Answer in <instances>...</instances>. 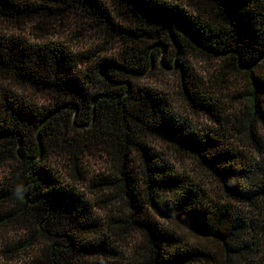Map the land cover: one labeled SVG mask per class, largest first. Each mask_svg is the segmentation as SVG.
<instances>
[{
    "label": "trees",
    "instance_id": "obj_1",
    "mask_svg": "<svg viewBox=\"0 0 264 264\" xmlns=\"http://www.w3.org/2000/svg\"><path fill=\"white\" fill-rule=\"evenodd\" d=\"M73 14L125 38L121 53L78 52L52 39ZM132 17L139 24L115 21ZM152 27L159 31L154 34ZM28 28H35L36 42L22 33ZM161 36L177 54L174 63H162L180 69L188 106L212 127H194L173 110L165 92L132 82L134 74L152 66L150 48ZM143 40L150 42L136 50ZM192 51L223 61L221 75L228 80L245 75L248 88L233 95L238 104L233 110H224L221 97L186 64ZM263 62L264 0H0V159L7 164L0 227L14 216L4 211L7 201L28 210L37 224L5 243V259L9 264H264ZM11 85L51 95V103L38 106ZM26 125L34 128L32 139L23 131ZM57 125L80 134L62 136L60 146L51 148L48 140ZM111 126L119 131L115 144L105 135ZM152 136L195 156L224 196L179 171L146 141ZM96 151L113 174L91 176L84 158ZM51 153L63 164L53 163ZM118 181L127 199L125 220L116 216L117 197L110 195ZM93 205L105 215L98 216ZM177 227L198 240L188 241ZM40 240L45 246L38 255L32 249ZM124 243L131 244L130 255Z\"/></svg>",
    "mask_w": 264,
    "mask_h": 264
},
{
    "label": "rangeland",
    "instance_id": "obj_2",
    "mask_svg": "<svg viewBox=\"0 0 264 264\" xmlns=\"http://www.w3.org/2000/svg\"><path fill=\"white\" fill-rule=\"evenodd\" d=\"M187 6H189L188 8H190L195 14L198 15V12L192 9V7L194 6ZM188 8L187 10H189ZM71 17L72 18L69 19L65 27H60L59 30L53 36H51L52 39L61 41L78 52H80V50H91L98 55L109 57L118 56L121 53L122 49L125 47V43L127 42L125 38L120 37L117 34L110 33L107 28L99 24L97 20H94L92 18L88 19L84 16H79L78 14H73ZM115 21L116 23H121L123 26H132V24H139L135 17H132L131 20L127 21L120 19H117ZM1 28V31H6L5 26H2ZM151 30L153 31V27L151 28ZM158 31L159 30H154L153 33L156 34ZM22 33L31 42H36L38 40L35 35V28H33L32 30L28 28V30ZM158 40L159 41H157L155 45L151 46L150 48V51H154L152 66L148 71L144 73L134 74L132 82L135 85L156 87L162 90V92H165L170 97L173 110L179 114H182L183 116H187L194 127L200 130L212 127L213 124L209 120H207V118H205L201 114H194V112L188 106L187 100L184 98L182 90L180 88V69H178L177 66L169 68V66L162 63V60L171 61V63L175 62V57L177 56L175 46H173L172 42H170L165 36H161ZM149 42L150 41L148 40H143L142 42L138 41V47H136V50L145 49ZM157 48L159 49L158 53L155 52ZM185 60L186 64L190 65L193 68L194 73L198 74L206 89L213 95H218L221 97V100L224 103V110H233L237 104V102L233 98V95H235V93L238 91H244L248 88V81L245 75H237L234 81L232 79H226V73H224L225 75L223 74L224 76L221 75V71L225 69L224 62L201 52L192 51L188 56H185ZM261 69L262 71H264V62L262 63ZM229 74L230 72L227 73V75ZM231 76L232 75H230V77ZM224 83H226V85ZM11 87L19 95L25 96L27 98H32V100L36 102L38 106H48L51 103V95L38 93L36 91L23 88L22 86L18 85H11ZM227 87L229 89H227ZM75 100L73 99V97L67 98V101L71 102L70 104L72 105L75 104ZM79 109L80 107L77 108L78 111ZM23 131L30 139L34 137L35 131L32 126L26 125L23 128ZM75 131H77L78 133ZM118 132V128H114L113 126L107 129L105 135L110 141V144H113V141L115 144L116 140L118 139ZM75 134H80V130H74L73 128L66 127L65 125H57L56 130H53L51 132L50 139L48 140V145L51 148H57L61 144L60 138L62 136L72 138V136ZM145 138L146 141H149L151 145H153L157 150L164 153L179 171H183L186 174L194 177L196 180H199L201 184L215 193L214 196H224L218 180L215 179L206 168H203L198 163L195 156L185 151L179 150L178 146L175 143L163 140L157 136ZM97 153L98 151L92 154V156L88 154V156L84 158V164L88 168L90 174H92L91 176L95 177V175L100 174L101 172H110L111 174H113L110 171L113 166L110 167L108 160L104 157L99 156ZM49 158L53 161V163H57L59 165L63 164L60 163L59 156L54 155L53 153H51V156ZM6 171L7 164H4L2 159H0V184L2 183L1 180L5 176ZM59 172L65 177L68 175V172H65L64 170H61ZM110 195L117 197L116 207L117 209H119V211H116V216H120V219L125 220L129 215V211L126 203L127 199L124 194V187L121 181H118V184H116V186H114L110 190ZM94 201L96 202V200ZM7 204L8 206H3L4 211H10V213H13L14 216L11 217L10 222L4 223L3 227H0V264H9V262L5 259L3 252L5 243L13 242V240H15L18 236L23 235L28 230L35 229L37 226L34 218L30 216L28 210H18L13 204V201H7ZM93 206V208H95L94 212L98 214V216L105 215L103 211L96 208V205ZM121 210H123V212ZM157 218L159 221L165 224L172 225V222H168L159 216ZM173 227H176V225L173 224ZM177 228L180 232L184 233V236L188 241L196 242L198 240L197 237L189 230L179 227ZM43 243L44 241L40 240V242H37V244L34 245L32 250L35 249L36 251L37 249V254L39 255L40 246H45L41 245ZM122 245L127 249V253L130 255L132 249L131 244L124 243ZM35 251L34 253H36ZM21 262L22 264H27L24 260H21Z\"/></svg>",
    "mask_w": 264,
    "mask_h": 264
}]
</instances>
